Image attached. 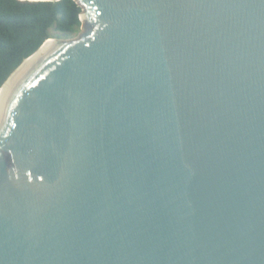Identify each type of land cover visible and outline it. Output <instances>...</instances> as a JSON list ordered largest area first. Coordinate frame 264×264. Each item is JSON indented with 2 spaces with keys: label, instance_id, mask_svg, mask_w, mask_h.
<instances>
[{
  "label": "water",
  "instance_id": "obj_1",
  "mask_svg": "<svg viewBox=\"0 0 264 264\" xmlns=\"http://www.w3.org/2000/svg\"><path fill=\"white\" fill-rule=\"evenodd\" d=\"M74 1L0 87V264H264V0Z\"/></svg>",
  "mask_w": 264,
  "mask_h": 264
},
{
  "label": "trees",
  "instance_id": "obj_2",
  "mask_svg": "<svg viewBox=\"0 0 264 264\" xmlns=\"http://www.w3.org/2000/svg\"><path fill=\"white\" fill-rule=\"evenodd\" d=\"M80 13L74 0H0V87L47 39L77 35Z\"/></svg>",
  "mask_w": 264,
  "mask_h": 264
},
{
  "label": "bare ground",
  "instance_id": "obj_3",
  "mask_svg": "<svg viewBox=\"0 0 264 264\" xmlns=\"http://www.w3.org/2000/svg\"><path fill=\"white\" fill-rule=\"evenodd\" d=\"M53 42H55V40H53V39H49V40L47 41V43L45 44V46H44V48H43L42 50H44L48 45H50V44L53 43ZM39 53H40V52H39ZM39 53H38V54H39ZM38 54H37V55H38ZM34 57H35V56H33L32 58H30V59L25 63V65H26L27 63H29ZM25 65H24V66H25ZM24 66H23V67H24ZM23 67H22V68H23ZM22 68H21V69H22ZM21 69H20V70H21ZM20 70H19V71H20ZM19 71H18V72H19ZM18 72H17V73H18ZM17 73H16V74H17ZM16 74H15V75H16ZM15 75H14V76H15ZM14 76L10 79V81L14 78ZM10 81H9V83H10Z\"/></svg>",
  "mask_w": 264,
  "mask_h": 264
},
{
  "label": "rangeland",
  "instance_id": "obj_4",
  "mask_svg": "<svg viewBox=\"0 0 264 264\" xmlns=\"http://www.w3.org/2000/svg\"><path fill=\"white\" fill-rule=\"evenodd\" d=\"M83 30H84V29H83V27L81 26L79 33H78L77 35H75L74 37H72V38H56V37H53V38H51V39L56 40V41H60V40L68 41V40L76 39V38L79 36V34H80Z\"/></svg>",
  "mask_w": 264,
  "mask_h": 264
}]
</instances>
